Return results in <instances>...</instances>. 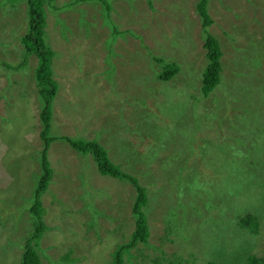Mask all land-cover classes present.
Listing matches in <instances>:
<instances>
[{
    "label": "rangeland",
    "instance_id": "obj_1",
    "mask_svg": "<svg viewBox=\"0 0 264 264\" xmlns=\"http://www.w3.org/2000/svg\"><path fill=\"white\" fill-rule=\"evenodd\" d=\"M52 1L57 9L44 3L45 41L56 52L49 131L96 139L144 187L147 242L131 247L123 264H156L160 255L167 257L160 264L182 257L226 264L242 246L263 258L264 0H207V29L222 50L220 80L207 95L198 0H109L108 11L103 0ZM2 3L0 264H17L42 170L41 107L34 56L18 68L26 0ZM109 20L120 30L115 39ZM154 56L177 72L160 79L165 64ZM46 158L53 176L40 195L47 226L37 243L46 255L41 264L112 263L113 249L134 229L135 186L101 174L89 152L65 140L52 141ZM225 175L241 186L235 197ZM253 185L259 194L247 188ZM238 211L255 215L258 233L237 225Z\"/></svg>",
    "mask_w": 264,
    "mask_h": 264
},
{
    "label": "trees",
    "instance_id": "obj_2",
    "mask_svg": "<svg viewBox=\"0 0 264 264\" xmlns=\"http://www.w3.org/2000/svg\"><path fill=\"white\" fill-rule=\"evenodd\" d=\"M0 2L10 3V0H0ZM52 2V0H26V30L24 33L17 36V43H19L22 47V49H20V55L22 56V60L18 68L25 67L26 60L29 59L31 55L34 56L36 60L35 67L33 68V75L36 84L38 85L39 91V101L41 107V112L39 113L41 123L39 136L42 140V148L40 150V165L42 170L39 176L37 177V180L35 181L31 204L29 205V213L32 217L33 228L29 233H27L26 237L24 238V242L21 244L22 253L19 254V260L17 264H41L42 256H46L45 253H43V249H41V255H39L37 251L38 239L42 236L44 230L47 228L46 224L43 221V206L41 205L40 195L46 189L49 181L53 176L52 169L50 168L49 162L46 158V151L49 148L50 143L54 140H65L76 151L81 153L89 152L94 159L97 170L101 174L109 175L111 177L119 179L126 178L135 186L136 194L131 208L132 213L135 215L134 229L130 233V237L128 240L119 243V245H117L113 249V259L112 263H110L123 264V256L129 254V249L131 247L136 245L138 241H142L143 243L147 242V237L149 233L148 225L145 213L141 208L146 202L144 187L138 183V179L135 176L123 171L118 164L112 162L109 159L107 152L105 151V147L96 139L75 138L67 135H53L49 131V126L51 125L52 118V100L57 88V82L55 78L52 77L53 71L51 69V61L56 52L45 41L44 26L46 13L44 3H47L53 9H57L58 6L56 8V6ZM103 2L105 3V10L107 9L108 11L110 7L109 0H103ZM69 3L73 4V0H70ZM206 3L207 0H198L195 3L196 11L202 18L203 46L205 48V55L207 57V63L204 67V71L202 73L201 78V90L203 95H207L219 82L220 71L222 68L220 62L222 50L219 41L207 29L209 24L212 22V19L206 10ZM64 6L65 2L63 3V7ZM109 26L111 28V34L115 39L116 34H119L120 30L118 29L117 25L114 24L111 20H109ZM160 57L154 56L157 61L163 62ZM164 64V69L161 73L158 74V76L160 79L167 80L177 72L178 67L175 63L171 62H165ZM217 177V175L211 174L209 181L211 183H214ZM224 178L227 179L226 184H229L228 181H231V184L229 185L233 190L232 196L235 197L236 195L241 193L240 185L235 184L234 180L230 179L227 175H225ZM198 180L199 179H197L196 177H193L192 183H195L199 186L205 184L204 180H201L199 183H197ZM210 187L212 188V190L214 189V186L211 185ZM210 187L209 189H204L210 192ZM217 188L218 187H216V189ZM247 188H252V190L255 191L253 192L254 195L260 193V187L258 185H253ZM244 209L245 207H243V210ZM240 212L242 211H238L235 214V217L238 218L237 225L240 227H248L252 231V233H258L260 221L256 220L255 215L252 212H246L243 216H241ZM1 216H4L5 218V214H0V218L2 219L1 221L4 222V218H2ZM233 243L235 246L237 242L233 241ZM248 250L249 249H247V247L245 246H242L241 248L239 247L238 250H233L230 254L229 260L227 262H224L226 264H264V257L257 258L251 253V251ZM191 256H193V253L191 254ZM160 258L162 260H167V257H165L164 255H160ZM159 259L155 260L157 261L156 264H160L158 262ZM180 260H182L181 262H183L180 264H187L186 258L182 257L180 258ZM163 263L164 262H162L161 264ZM207 264H215V262L208 260Z\"/></svg>",
    "mask_w": 264,
    "mask_h": 264
}]
</instances>
